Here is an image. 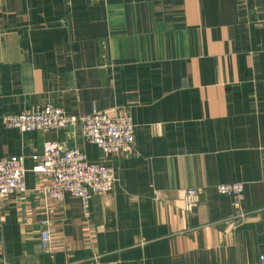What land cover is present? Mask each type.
<instances>
[{"label": "crops", "instance_id": "0c3cea01", "mask_svg": "<svg viewBox=\"0 0 264 264\" xmlns=\"http://www.w3.org/2000/svg\"><path fill=\"white\" fill-rule=\"evenodd\" d=\"M46 105L130 118L134 156L103 155L79 124L3 123ZM47 142L110 165L113 192L87 212L48 198L31 171ZM18 156L27 190L0 200V264H259L264 0H0V160ZM229 183L242 200L218 194ZM189 189L198 216L184 210Z\"/></svg>", "mask_w": 264, "mask_h": 264}, {"label": "built area", "instance_id": "2783aa9c", "mask_svg": "<svg viewBox=\"0 0 264 264\" xmlns=\"http://www.w3.org/2000/svg\"><path fill=\"white\" fill-rule=\"evenodd\" d=\"M7 128L17 129L21 133L46 130H68L81 125L85 141L98 148L108 157L135 154V125L130 118L109 117L93 112L90 116L79 117L67 114L62 108L46 105L37 110H26L17 115L3 118ZM32 172L51 183L44 188L45 195L62 202L66 195L81 201L83 210L90 209L91 198L113 192L116 177L113 168L107 163L90 161L86 154L77 148L62 150L56 144L45 143L42 154L33 156ZM25 157H11L0 160V200L10 195H21L27 190ZM221 196L243 199L244 185L229 183L217 186ZM198 192L189 189L184 192V210L198 216ZM245 217L240 214L241 221ZM40 231V244L43 253H48L51 236L48 222L43 221ZM259 264H264V255L259 257Z\"/></svg>", "mask_w": 264, "mask_h": 264}]
</instances>
